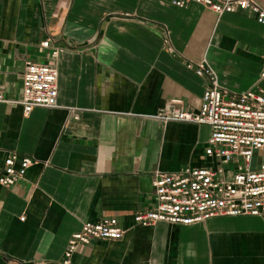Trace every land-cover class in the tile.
I'll return each mask as SVG.
<instances>
[{"label": "crops", "instance_id": "1", "mask_svg": "<svg viewBox=\"0 0 264 264\" xmlns=\"http://www.w3.org/2000/svg\"><path fill=\"white\" fill-rule=\"evenodd\" d=\"M264 8V0H253ZM49 40V49L41 44ZM264 25L167 0H0V167L10 153L34 164L0 186V264H61L85 222L114 218L119 241L78 247L70 264H264V217L137 226L153 209L157 174L218 164L205 156L210 129L152 116L171 101L199 110L205 64L233 94L262 91ZM52 62L57 108L28 116L27 62Z\"/></svg>", "mask_w": 264, "mask_h": 264}, {"label": "built area", "instance_id": "2", "mask_svg": "<svg viewBox=\"0 0 264 264\" xmlns=\"http://www.w3.org/2000/svg\"><path fill=\"white\" fill-rule=\"evenodd\" d=\"M175 8L198 5L217 16L247 13L264 25V8L253 0H167ZM49 40L41 44L49 49ZM58 52L49 54V63L27 62L22 74L21 95L10 102L22 107L28 116L34 109L57 108V70L53 61ZM264 79V48L261 51ZM187 68L207 81L199 110L185 111L181 103L171 101L149 119L162 123H187L207 126L210 136L205 156L218 164L185 168L179 172L157 174L152 182L153 209L133 216L137 226L152 227L157 223L173 226L201 224L221 217H264V159L253 168L254 158L264 154V94L249 91L233 94L222 89L214 72L205 62H187ZM9 103L0 90V105ZM34 164L28 157L8 153L0 167V186L11 188L25 177ZM123 231L114 218L85 222L69 240L61 264H70L73 252L92 241H119Z\"/></svg>", "mask_w": 264, "mask_h": 264}, {"label": "rangeland", "instance_id": "3", "mask_svg": "<svg viewBox=\"0 0 264 264\" xmlns=\"http://www.w3.org/2000/svg\"><path fill=\"white\" fill-rule=\"evenodd\" d=\"M261 156H262V158H257V156L254 158L253 168H255L256 163L258 162V159H259V160H263V159H264V154H261Z\"/></svg>", "mask_w": 264, "mask_h": 264}]
</instances>
